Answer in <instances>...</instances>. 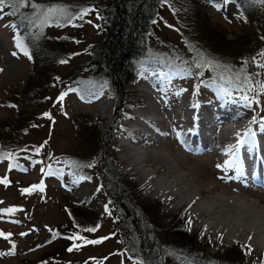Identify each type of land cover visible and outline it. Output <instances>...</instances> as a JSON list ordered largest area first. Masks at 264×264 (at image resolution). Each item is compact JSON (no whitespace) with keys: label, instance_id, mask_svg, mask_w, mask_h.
<instances>
[{"label":"rangeland","instance_id":"obj_1","mask_svg":"<svg viewBox=\"0 0 264 264\" xmlns=\"http://www.w3.org/2000/svg\"><path fill=\"white\" fill-rule=\"evenodd\" d=\"M106 1L37 0L43 5H62L66 8L67 5H77V11L89 8L94 4L106 7ZM190 1L196 3V0H168L159 9V17L153 22L151 36L147 38L148 53L156 57L172 58L177 55V51L182 54L183 59L191 60L194 54L192 46H195L209 56L239 68L243 60H250L258 52L264 50V39L261 38L264 37V4L254 0V5L247 13L252 20H247L240 17L241 15L231 3L224 6L222 0H212L213 4H210V0H205L206 4L212 5L214 8L208 10L202 6V11L198 12L197 19L192 20L191 15L195 16L196 9L195 6L189 5ZM217 4H220L219 9ZM22 11L30 12V9H22ZM8 12L9 9L6 8L4 14L0 16V23L10 19ZM11 20L20 24V21L14 17ZM61 23L63 22L61 21ZM73 25L78 26L74 27ZM211 30H215V32L211 33ZM1 34L5 35V31L2 30ZM31 35L48 43V46L54 45L57 53L55 58H51L52 62L60 56H63V60H67V63H59L51 70L48 80L53 73L62 78L66 77L77 67L87 62L89 56L86 53V47L95 44L101 38L98 21L92 14L86 16L82 21L73 20L64 26H56L55 23H52L43 29L42 35L37 36L34 32H31ZM209 38H213L212 41ZM55 41L58 43L53 44ZM219 44L224 48H217L220 47ZM4 45L13 47L14 43L9 42L6 37L0 36V69H2L0 71V99L4 89L13 91L18 87L16 89L18 90L29 71V66L23 62V54L20 50L8 47V50L4 51L2 48ZM254 71L257 69L254 65H250L249 72ZM42 73L44 72L42 71ZM163 73L166 71H162L161 74ZM211 75V72L206 71L203 79L207 80ZM85 77L86 75L81 78L85 79ZM261 78L264 79V77ZM18 84L20 85L17 86ZM195 85L192 78H176L169 85L166 81L162 82V79L159 82L156 75H152L148 80L144 78V74H140L134 77L131 84L126 87L127 96L122 112L118 114L117 120L110 122V119L115 115L109 91L104 90L99 98L91 95L81 98L78 92L73 89L74 91L69 92L65 97L62 109L60 103L52 102L57 94V86L50 84L44 103L32 107L31 112H25L21 118L23 122L17 126L21 129L16 131L13 139H17L23 149H27V151L15 155V163L19 167L9 170L10 161H0V175L6 172L12 179L7 189H3L0 185V201L3 202L0 203V209L10 207L22 209L15 215L7 217L13 218V221H19L18 223L5 218L0 219V230L12 233V240L16 245L15 255L0 256V264H23V260H33L45 251L49 244L58 242V239L69 240L66 237L70 236L69 231L75 228L71 225L73 220L69 221L70 216H73L81 226L100 225L96 233H88V239L102 237H109V239L98 245H89L80 250L68 252L67 249L72 245L70 240V245L58 256L59 264H96V261H100L101 264H121L122 259L124 264H131L127 257L117 254L120 253L118 239L112 234L111 216L105 212L109 195L105 190L103 177L100 173V161L96 163L95 167L84 170L91 180L81 181L79 184L73 182L74 178L67 174L69 169L64 164L55 163L56 160L92 161L93 156L97 153L96 143L101 142V152L106 148L103 138L108 134L106 131L111 124H114L113 136L111 135L110 145H107V158L113 162L115 171L125 188H130L128 192L130 197L136 199L131 201L132 204L147 206L152 213H159L170 224L175 223L180 216L186 223L189 215L192 216L194 205L205 207V209L213 207L214 212L207 214L204 211L198 216L199 222L192 217L193 224L189 237H198L199 242L205 246L200 248L201 254L204 252L203 255H200V259L204 260L208 255V259L211 256L214 259H221L234 254L233 262H235L237 258H241V253H244L245 258L242 256L243 260L241 258L240 264H264L262 243L259 244L258 241L255 243L254 239V242H246L242 237L232 238V235H228L227 231L238 217L235 214L236 211H243V209L255 214L258 212L255 216L251 215V218L259 221L260 229L264 227V216L260 214V212H264V186L253 185V179L247 173L246 184H242L239 180L226 182L219 178L224 173L217 168V165H223L228 157L216 146L223 143L225 144L223 147L226 148L228 142H237L235 132L231 131L233 116L240 110L241 118L244 115L251 120L255 113L239 104L230 103L229 112L220 111L215 115H208L210 114L208 112L210 105L215 104L222 96L214 86L201 87L199 93L194 94ZM162 88L168 89L166 102L163 98ZM181 89H186V91L179 96L174 95ZM154 100H161L164 105L165 110L157 115L161 120V129L159 130L167 135L139 141L132 137L131 133L119 130L122 125L128 127V124L136 122L135 115L140 116L141 113H144L147 106H152ZM225 100L229 101L227 97ZM261 102L264 105V96L261 97ZM187 103L194 105L199 103L200 106L195 107V112L212 117V124L204 123L202 125L201 117L199 120L194 118L195 122L185 121L184 118L192 114V108L185 106ZM253 108L261 117H264V110L255 105ZM44 113H50L52 119L44 117ZM16 118L15 111H8L0 102V129L6 125V121H9L10 124ZM189 125L196 128L195 132L198 136L189 137L188 142L196 145L197 142H200V138L205 137L206 139H202L200 145V147H205L204 149L199 150L197 147L190 146L192 151H187L175 137L174 129L180 130L183 126ZM185 129L187 128L185 127ZM96 135L97 141L94 139ZM45 139L47 141L44 142ZM207 139L210 146L206 145ZM256 139L262 148L258 155L264 156V134H258ZM122 142H125V145L122 146ZM47 146L51 156L46 161ZM36 148H40L39 155L35 154ZM249 153L247 147L240 149V159L242 158L244 163L245 161L251 162L248 165H252L253 156L252 153L248 155ZM102 157L103 154L100 153L99 158L102 159ZM248 157L250 159H247ZM36 161L42 163H36ZM259 163L257 167L264 171V161ZM48 164L64 168L63 178L44 177L46 188L43 193L37 191L31 195L22 194L21 189L26 188L27 185L31 186L41 182V168H46ZM21 169H27V171ZM228 175L233 176L234 173L229 172ZM101 185L102 187H100ZM98 187H100L99 191H97ZM148 189L156 190L154 193H149ZM251 190H255V192L250 195L248 192ZM162 192L169 193L166 195L167 197L161 198ZM188 200L190 203L187 206L185 203H188ZM221 201L227 203V206L230 205V208L223 207L224 204ZM217 224L219 225L217 226ZM205 226L207 231H204ZM50 229L53 231H49ZM53 232L59 233V237L53 238ZM201 232H204L203 237H201ZM22 233H27V235H21ZM261 234L259 236L262 237ZM220 236L222 239H218ZM263 240L264 237H262ZM196 241L199 243L198 240ZM170 244L171 246L175 245L174 243ZM233 246H237V248ZM10 247L8 241L0 238V252H7ZM245 252L248 253L247 259ZM189 254L198 256V250L183 252V255ZM90 258H96V260ZM166 262L174 264L175 258L166 256Z\"/></svg>","mask_w":264,"mask_h":264},{"label":"trees","instance_id":"obj_2","mask_svg":"<svg viewBox=\"0 0 264 264\" xmlns=\"http://www.w3.org/2000/svg\"><path fill=\"white\" fill-rule=\"evenodd\" d=\"M168 0H107L106 7L94 4L89 8L94 9L91 13L98 21L99 34L101 38L95 44L86 47V53L88 54V61L77 67L71 74L66 77H60L56 74H51L48 80V75L56 65L63 60V56L56 58L53 62L51 58H55L57 53L54 45L48 46V43L38 40L36 36L31 35V31L24 27H18L16 29L6 27L9 22L16 23L7 19L4 23H0V36L6 37L9 42H13V47L4 45L2 48L5 50L18 49L16 46V40L23 38L24 44L28 49L29 55H25L23 52V62L29 66L27 76L22 80L20 90L14 89L6 90L2 93L0 102L3 103L8 111H15L17 118L13 123L9 124V121L5 122V126L0 129V149L5 152L12 151L15 155L22 152L23 147L19 145L18 140L13 139L16 135V131L20 130L18 124L22 123L21 119L25 112H31L32 107L41 105L47 98L48 87L57 86V94L54 96L52 102H56L58 97L69 89H75L78 94L83 92L84 95H89V89L99 90L101 85L106 84L110 93L112 103L115 107V115L122 107L126 100L125 89L131 84L134 76L141 74V62L149 60L150 63L144 65L149 70L157 69L168 72L169 69L166 66V57H156L148 53L147 38L151 36V30L153 22L159 17V9L167 3ZM210 4L213 1L210 0ZM240 14V17L252 20L248 17L251 7L254 5V0H234L231 3ZM189 5L195 6V16H192V20H196L198 12L204 9L211 10L214 7L206 4L205 0H196L189 2ZM70 11L76 12L77 5H67ZM192 14V13H191ZM252 14V13H251ZM102 17L99 19L97 17ZM18 25V24H17ZM3 28V29H2ZM2 30L5 31V35L1 34ZM215 30H211L214 33ZM210 41L213 38H209ZM55 41L53 44H57ZM217 45V44H216ZM220 46V44L218 45ZM217 48H224L223 46ZM61 49V47H60ZM53 50V51H52ZM173 50V49H172ZM255 51V50H253ZM176 54L182 56V54L176 51ZM29 56L31 59H29ZM188 60V59H187ZM42 71L44 73H42ZM82 79V76H85ZM178 78V77H177ZM176 79V78H174ZM180 79V78H178ZM194 79V78H192ZM197 84L198 80L194 79ZM18 84L17 86H19ZM104 89V90H105ZM80 95V94H79ZM8 105H16L15 108L8 107ZM25 130V129H22ZM104 144L106 148L103 152L100 151L101 142L97 144V153L93 156L92 160L100 161V173L103 177V184L107 191L109 198L107 205L111 212L112 229L116 238L118 239L119 252H122L125 247L134 248L136 252L147 263L150 264H167L165 263L166 256L175 258L174 264H181L177 256H184L191 258L195 261V264H240L241 258H245V254L241 253V258H237L235 262L233 259L234 254L225 256L224 258L208 259L205 256L204 260L200 259L201 246H204L202 242H199L198 237H189V232L185 230V225L181 219V216L173 224H170L165 218H162L159 213H152L148 207L137 206L132 204L131 201H135L133 197H130L128 192L130 188H125L120 177L115 171V167L111 160H108L107 145H110V138L112 135V124L106 131ZM3 134V135H2ZM49 139V136H48ZM97 141V135L95 136ZM108 139V140H107ZM102 140V141H103ZM47 139L44 140V142ZM100 153L103 154L102 159L99 158ZM51 156V152L48 146L45 150V160ZM1 161V160H0ZM7 177L10 181L9 175L3 174L0 177ZM75 179V177H73ZM39 184V183H37ZM3 189H7L6 186L0 184ZM29 186L27 185L26 188ZM4 218L8 221H13V218ZM73 216L69 217V221L73 220ZM74 226V223L71 222ZM60 231V230H59ZM76 228H72L70 234L76 232ZM88 237V233H81ZM199 243H197V241ZM70 240L58 239V242H54L48 245L46 250L37 255L33 260H23V264H59L58 256L65 251L70 245ZM172 244L171 250L169 247ZM171 245V244H170ZM205 247V246H204ZM191 249V250H190ZM198 250V256L192 254L183 255V252H190L192 250ZM175 253V255L171 254ZM166 255V256H165ZM221 260V261H220Z\"/></svg>","mask_w":264,"mask_h":264},{"label":"snow or ice","instance_id":"obj_3","mask_svg":"<svg viewBox=\"0 0 264 264\" xmlns=\"http://www.w3.org/2000/svg\"><path fill=\"white\" fill-rule=\"evenodd\" d=\"M234 2V0H222L224 6H227L229 3ZM256 2L264 4V0H256ZM217 8H220V4L216 5ZM9 9L8 15L18 19L20 24L9 22L6 27L16 29L18 27L24 26L28 28L31 32H34L37 36L42 35L43 29L49 26L52 23H55L56 26H64L71 23L73 20H84V18L90 15L94 9L91 8H82L77 12L70 11L68 8L62 5H43L37 2V0H0V16L5 12V9ZM22 9H30V12L22 11ZM103 19L102 17H97ZM61 21L63 23H61ZM78 26V25H73ZM264 39V37H261ZM17 48L23 52L25 55H29L28 49L26 48L23 38L16 40ZM193 58L191 60H185L181 56L176 55L172 58H164L166 60V66L169 71L161 74L157 69H152V72L160 77L162 80L166 81L167 84L171 85L174 78H194L198 80V83L194 86V94H198L201 87H210L214 86L221 94L222 97H227L229 102L239 104L243 108L252 110L255 114L252 119L249 121L246 129L241 132H236V144L228 146L222 149L223 154H225L228 159L225 160L223 165L218 164L217 168L220 169L224 175L219 177L224 181L230 180H239L242 184L247 182V174L244 168V165L240 159V149L242 147H247L249 151H253L257 148V136L258 134H264V117H261L259 113L253 108L255 105L257 108L264 110V105H262L261 97L264 96V50H261L253 56L250 60L245 59L242 61L241 67L235 68L230 64H225L219 59L209 56L207 53L203 52L202 49L192 46ZM16 55V53H13ZM29 59L31 57L29 56ZM151 57L149 60L141 62V75L148 71L144 67L145 64L150 63ZM61 64L67 63V60H61ZM254 65L257 71L249 72V66ZM2 71V69H0ZM209 71L212 75L207 79H203L204 73ZM107 87L106 84L101 85L99 90L89 89L88 94L99 98L103 94L104 89ZM74 91L69 89L67 92H63L57 99V103H60L61 108L63 109V101L69 92ZM163 98L165 102L167 101L168 89L162 88ZM186 89H181L176 91L174 95H181ZM83 98L84 93H79ZM199 103L193 105V107L198 108ZM8 107L15 108L16 105H8ZM66 115V113H65ZM44 117H47L49 120L52 119L50 113H44ZM253 126H256L255 128ZM36 127V125H33ZM176 138L178 141L185 147L187 151H192L189 146V142L186 139L188 133H184L181 130L174 129ZM190 134L195 135L194 129L189 130ZM167 135V134H163ZM22 151H27L23 149ZM35 154H40V148L35 149ZM0 160H8L9 170L19 167L15 163V154L12 151L5 152L0 149ZM36 163H42L41 161H36ZM56 164H64L68 169V175L70 177H75L73 182L79 184L81 181H90L91 177L88 176L84 170L95 167L97 161L94 159L89 162H81L76 160L68 161H55ZM22 171H27V169H21ZM234 173L233 176H229L228 173ZM42 179L39 184L31 185L28 188L21 189L22 194L31 195L33 192L43 193L45 191L46 185L44 184V177L55 176L58 179H62L65 175L64 168L54 167L53 164H48L47 167L41 168ZM253 179L256 177L253 175ZM0 184L4 186H9L11 181L5 176L0 177ZM102 187V185L100 186ZM100 187L97 188V191L100 190ZM171 199V197H169ZM0 203H3L0 201ZM191 205L189 206V209ZM17 211H22V209H17L15 207H10L7 209H0V219H3L5 216L15 215ZM105 212L111 215V212L108 208V205H105ZM18 223L19 221H13ZM74 227L77 229L76 232L72 233L70 236L66 237L72 241V245L67 249L68 252L74 250H80L81 248L89 245H98L101 244L104 240L109 239V237H102L98 239H88L86 236L81 233H96L99 230L100 225L96 226H81L73 218ZM193 219L189 215L185 223V230L191 232L192 230ZM53 231V230H49ZM204 231H207L205 226ZM12 233H5L3 230H0V238L5 239L11 245L9 251L0 252V256H11L15 255L16 245L12 240ZM21 235H27V233H22ZM204 232H201V237H203ZM59 237V233L53 232V238ZM222 239V236L218 237ZM211 242V240H210ZM250 253V250H249ZM121 257H127L131 264H146V261L139 256L134 248L125 247L122 252L117 253ZM175 255V253H171ZM96 260V258H90ZM177 259L180 260L181 264H195V261L191 258L184 256H177ZM96 264H101L100 261H96ZM121 264H124L122 259Z\"/></svg>","mask_w":264,"mask_h":264},{"label":"bare ground","instance_id":"obj_4","mask_svg":"<svg viewBox=\"0 0 264 264\" xmlns=\"http://www.w3.org/2000/svg\"><path fill=\"white\" fill-rule=\"evenodd\" d=\"M144 90V89H143ZM193 102H196V101H193ZM151 109H152V111L153 112H155V113H159V112H163L164 110H165V108H164V105H163V103H162V101L161 100H159V101H156V100H154V101H152V106H151ZM192 114L191 115H188L187 117H185L184 118V120L185 121H191V122H195V119L194 118H196L197 120H199L200 119V117H201V121H200V123H202V125L204 124V123H209V125H211L212 124V117H211V119H207V118H205V117H202L201 115H199V112H195V107L194 108H192ZM196 111H198V110H196ZM242 115V112L239 110V112L236 114V115H234L233 116V126H232V128H231V131L232 132H241V133H243V131L246 129V127L248 126V124H249V121L248 122H243L242 120H241V116ZM169 123H170V121H169ZM154 124H156V123H151L150 125H147V127H148V129H150V134L148 133V132H146V134H148L149 135V138H146V137H144V136H138L137 134H135V133H131V135H132V137H135V138H137L139 141H142V140H144V139H148V140H151L153 137H161L162 135H163V133L161 132V131H159V129H157L156 127H154ZM157 125H159V124H157ZM186 128L187 129H185V128H182V129H180L181 131H183L184 133H188V135H190L191 137H196V136H198L197 135V133L195 134V135H193V134H190L189 133V130L190 129H194V131L196 130V128L193 126V125H189V126H186ZM202 137V136H201ZM204 138L205 137H203V138H200V142H197V144L196 145H193V144H191L192 142H190L189 143V146H191V147H194V148H196L197 147V149L199 148V150H202V149H204L205 147H200V145H201V140L203 139L204 140ZM206 139V138H205ZM227 141V140H226ZM123 144L125 145V142H122V146H123ZM234 144H236V142L234 141V142H228V144H227V146H225V147H228V146H231V145H234ZM206 145H208V146H210L211 144L208 142V139H207V144ZM223 145H225V144H218L216 147H218L220 150H222L224 147H223ZM244 147H242L241 149H243ZM242 153V152H241ZM242 157V156H241ZM260 161H264V158L262 159V158H259V157H256L254 160H253V162H254V164H258ZM260 164V163H259ZM262 164V163H261ZM126 173H128L127 171H126ZM150 176V175H149ZM259 177L260 178H262L263 180H264V171L262 170L261 172H260V175H259ZM148 179V178H147ZM149 181V180H148ZM147 181V182H148ZM144 182H146L145 180H144ZM159 185V184H158ZM257 185H261V186H264V182H261V183H255V186H257ZM257 188V187H256ZM152 189H154V188H152ZM165 189V188H164ZM156 190V189H155ZM155 190H152V191H150L149 189L147 190V191H150L149 193H154L155 192ZM171 191V190H170ZM157 192V191H156ZM163 194L161 195V198L163 197V198H165V197H167L166 195H168V193L166 194L165 192H162ZM170 195V194H169ZM159 196V195H158ZM193 198V197H192ZM191 198V199H192ZM190 199V200H191ZM166 200V199H165ZM189 201V200H188ZM172 202V201H171ZM223 204H224V206L223 207H225V206H227V203H225L224 201H221ZM185 203V202H184ZM183 203V204H184ZM189 203L190 202H188L186 205L188 206L189 205ZM221 203V206L223 205ZM220 203H218V205H219ZM217 205V204H216ZM217 205V206H218ZM220 206V205H219ZM233 206V205H232ZM231 206V207H232ZM227 207H229L230 208V205L229 206H227ZM232 208H234V207H232ZM188 209V208H187ZM220 209V208H219ZM226 209V208H225ZM228 210V209H227ZM235 210V209H234ZM204 211H206L207 212V214H210L211 212H214V209H213V207H211V208H207V209H205V207H201V206H197L196 205V207L195 208H193V210H192V217H193V219L195 220V221H197V222H199V218H198V216H200V214L202 213L203 214V212ZM236 211V210H235ZM239 211V210H238ZM236 211V213L235 214H237L238 215V217H237V219L234 221V223L230 226V227H228V229H227V231H228V235L229 234H231L232 236V238H235L236 237V239H237V237L238 238H240V237H242V238H244L245 239V241L246 242H248V241H253V239L255 240V243H258L259 242V244L260 243H262L261 245L262 246H264V240L262 241V237H264V230H262V228L260 229V223H259V221L258 220H255V219H252L251 218V215H256L258 212H256V214L255 213H253V212H250V211H247V210H244L243 209V211L241 210V211ZM230 212V211H229ZM206 214V215H207ZM260 214L262 215L263 214V216H264V212H260ZM233 216V215H232ZM202 218V217H201ZM256 218V217H255ZM203 219V218H202ZM210 219H211V217H210ZM257 219V218H256ZM228 222H229V220H227ZM215 222V221H214ZM220 222V221H219ZM224 223H225V221H224ZM199 224V223H198ZM205 224V223H204ZM244 224H247V225H244ZM219 224H217V226H218ZM227 225V224H226ZM203 226V225H202ZM228 226V225H227ZM211 227V226H210ZM214 227V226H213ZM226 227V226H225ZM219 228H221V227H219ZM215 229V228H214ZM222 229H223V227H222ZM253 232H252V231ZM212 231V230H211ZM223 233H225V232H223ZM260 233H262L261 235H262V237L261 236H259L260 235ZM218 234V233H217ZM227 235V234H226ZM257 235V236H256ZM258 241V242H257ZM262 241V242H261ZM254 242V241H253ZM254 243V244H255ZM258 244V245H259ZM261 245H260V247H261ZM263 249V248H262Z\"/></svg>","mask_w":264,"mask_h":264},{"label":"clouds","instance_id":"obj_5","mask_svg":"<svg viewBox=\"0 0 264 264\" xmlns=\"http://www.w3.org/2000/svg\"><path fill=\"white\" fill-rule=\"evenodd\" d=\"M189 202H190V201H189ZM185 204H187V203H185ZM195 207H196V206L194 205L193 208H195ZM262 230H264V227H262ZM258 246H259V245H258Z\"/></svg>","mask_w":264,"mask_h":264}]
</instances>
